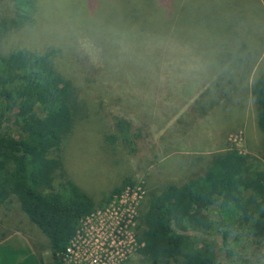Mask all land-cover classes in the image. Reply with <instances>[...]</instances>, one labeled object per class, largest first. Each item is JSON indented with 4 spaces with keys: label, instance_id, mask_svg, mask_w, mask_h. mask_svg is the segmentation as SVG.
Wrapping results in <instances>:
<instances>
[{
    "label": "rangeland",
    "instance_id": "rangeland-1",
    "mask_svg": "<svg viewBox=\"0 0 264 264\" xmlns=\"http://www.w3.org/2000/svg\"><path fill=\"white\" fill-rule=\"evenodd\" d=\"M113 2L100 1L106 15L97 19V0H39L35 23L10 27L0 39V51L59 50L57 69L74 87L76 108L71 130L47 152L57 162L51 188L84 192L94 201L95 212L108 209L129 191L136 237L151 197L166 185H181L201 174L214 155L233 148L264 163V140L251 95L255 80L264 74V0L208 5L218 10H207L202 18L220 27L217 33L225 44L212 51L220 59L210 61L208 53V58L191 57L183 75L170 77L168 69L184 67L177 65V54L142 53L138 44L130 49L127 42L138 39L127 37L134 34L126 30L124 6ZM12 20L19 24L12 3L0 0V22ZM131 27L136 31L138 24ZM151 68L158 75H149ZM201 78L204 84L190 96L188 88L197 87ZM150 81V92L157 96L144 97L141 90ZM127 181L132 186H123ZM138 190L141 198L130 200ZM220 213L230 232L224 264H264V243L248 233L240 215ZM204 234L217 243L214 254L220 257L221 232ZM0 264H56L47 239L14 198L0 207ZM123 264L148 263L132 251Z\"/></svg>",
    "mask_w": 264,
    "mask_h": 264
},
{
    "label": "trees",
    "instance_id": "trees-1",
    "mask_svg": "<svg viewBox=\"0 0 264 264\" xmlns=\"http://www.w3.org/2000/svg\"><path fill=\"white\" fill-rule=\"evenodd\" d=\"M97 1L94 17L99 19L106 15V9L101 0ZM220 1L228 0H114L111 5L124 6L126 30L134 34L127 37L138 39L127 42L130 49L138 44L142 53L177 54V65L184 67L168 69L165 73L170 77L173 73L183 75L180 73L193 62L191 57H206L208 53V60L220 59L212 53L225 44L217 31L220 27L206 24L202 18L207 10L217 12L208 5ZM10 2L19 24L1 21L0 39L10 27L35 23L39 0ZM87 13L90 15L88 8ZM135 23L138 28L133 31L131 24ZM96 25L101 27L100 22ZM211 31L217 35L211 37ZM231 45L236 46L237 39ZM57 53V49H17L7 55L0 51V207L13 198L17 200L22 213L47 239L56 264H63L67 246L97 207L77 189L51 188L57 162L49 159L47 152L71 130L76 108L74 87L57 69ZM151 70L149 75H158L157 69ZM162 80L156 78L157 83ZM202 80H197V87L188 88L190 96L204 84ZM148 83L141 90L142 96H157L150 92L151 81ZM251 95L258 131L264 140V74L255 80ZM126 185L132 183L127 181ZM148 206L143 228L136 236L137 255L148 264H224L230 232L225 230L228 222L220 211L240 215L248 233L264 243V163L227 149L211 157L201 174L181 185L164 186L151 197ZM204 232H221L220 257L214 254L217 243L206 239ZM203 243L208 247L204 248Z\"/></svg>",
    "mask_w": 264,
    "mask_h": 264
},
{
    "label": "built area",
    "instance_id": "built-area-1",
    "mask_svg": "<svg viewBox=\"0 0 264 264\" xmlns=\"http://www.w3.org/2000/svg\"><path fill=\"white\" fill-rule=\"evenodd\" d=\"M126 195L114 201L108 209L97 211L80 225L70 241L62 262L76 264H123L137 252L138 244L133 234V209ZM142 194L132 191L130 200L137 201Z\"/></svg>",
    "mask_w": 264,
    "mask_h": 264
}]
</instances>
